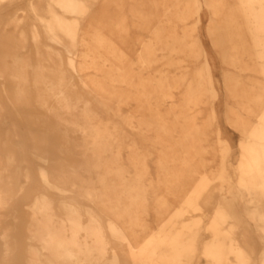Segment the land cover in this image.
Segmentation results:
<instances>
[{"label":"rangeland","instance_id":"rangeland-1","mask_svg":"<svg viewBox=\"0 0 264 264\" xmlns=\"http://www.w3.org/2000/svg\"><path fill=\"white\" fill-rule=\"evenodd\" d=\"M5 1L0 0V157L12 152L11 177H18L25 161L31 178L3 211L7 217L0 224V237L9 229L16 245L9 264H28L29 245L41 247V242L30 241L29 231L30 207L38 195L53 201L58 222L65 219L60 209L63 202L79 208L84 227L89 215L98 220L108 243L101 264H109L113 253L119 264H134L131 246L139 253L162 227L174 230L198 220L200 225L193 226L197 251L182 264L212 263L203 247L212 239L208 228L213 220L228 234L226 242L246 253L248 264H262L264 222L259 214H264V188L243 191L238 185L241 143H254L260 149L264 145V140H254L244 130L263 124L259 116L264 102L254 100L259 96L264 101V73L253 29L234 28L242 30L246 40L237 50L230 48L237 44L214 45L208 35L214 18L207 0H197V9L194 0ZM188 3L192 9L188 19H183L181 13ZM226 3L236 11V0ZM50 14L68 31L54 25L57 41L45 34L44 21ZM239 22H244L242 17ZM33 26L42 49L33 41ZM183 39L190 50L181 45ZM95 47H101L99 52ZM113 52L118 61L112 58ZM226 52L234 58L224 60ZM69 59L74 60L75 71ZM199 73L203 85L191 97L189 85ZM193 128L198 131L196 139L186 141ZM12 129L16 137L3 144ZM40 170L48 174L50 184ZM200 182L194 195L199 210L193 211L184 201ZM181 209L183 214L174 217ZM110 223L121 228L126 238L114 237ZM85 237L82 232L81 240ZM41 253L48 254L43 246ZM230 259L235 260L234 256Z\"/></svg>","mask_w":264,"mask_h":264},{"label":"bare ground","instance_id":"bare-ground-1","mask_svg":"<svg viewBox=\"0 0 264 264\" xmlns=\"http://www.w3.org/2000/svg\"><path fill=\"white\" fill-rule=\"evenodd\" d=\"M236 1L238 2L237 6H236L237 7L236 11H235V8H233L232 6H230V7L228 6V4L226 3V0H207L206 1L208 7L211 8L213 18H214L211 27L208 28L209 29L208 35H210L212 37V40H213L212 42L214 43V45H223V46L228 45V47H229L230 45L237 44L234 47H230L233 50H235V49L237 50L238 49L237 46L239 45V43H245L246 40L243 36L244 32L240 29L234 30V28L235 27L239 28V27L244 25L246 28H248V31L253 29V31L255 33V38H254L255 43H256L255 46L257 48V51H259L257 56L259 59L262 60L261 66L263 68V73H264V0H236ZM193 2H195L194 8L197 9L199 7L198 1L194 0ZM65 4L67 5L68 8L72 7L71 3L67 2V1H65ZM176 5H178V4H176ZM31 8L34 12L37 11L36 7L32 6ZM226 8L229 9L228 10L229 14L224 15L223 12L225 11ZM191 9L192 8H191V5H189V3L186 6L184 5L183 11L181 13V17L183 19H188ZM240 11L243 13L242 16L240 15ZM236 12H239L240 16L236 15L235 14ZM50 15H51L50 18H48L47 20L44 21L45 34L47 35L49 40L57 41L56 33L54 30V25H58V28L61 27L60 28L61 30L63 29V27H62L60 21L54 15H52V14H50ZM221 17L223 19L220 20L221 21L220 23H218V21H219V19H221ZM240 17L243 18V21H244L243 23L239 22ZM33 30H34L33 41L36 42V44L38 46L39 45L41 46L42 42L40 41L39 32L36 30V28L34 26H33ZM63 30L66 32V34L68 33L66 28ZM174 37H175V39H177L176 36H174ZM186 37H189V36H186ZM235 37H236V39H235ZM95 39H97V38H94V40ZM171 40H173V39L171 38ZM184 40L185 39H183V41L180 42L181 45L184 44V45H182L183 47L187 45V42H185ZM98 41H101V39L98 38ZM171 42H173V41H171ZM107 43H109V42H107ZM176 43H178V40L176 41ZM176 43H174V44H176ZM93 45H95V44H93ZM101 45H103V47H104V44L101 43ZM101 45H99V46H101ZM108 45H107V48H108ZM187 46H189V45H187ZM187 46L185 48L189 49V47H187ZM43 47L45 48L47 54L49 56L51 55L53 57L54 53L50 49H48L47 46H43ZM101 47H95V48L99 52L98 49ZM219 47H218V49H219ZM40 48L42 49V46ZM171 48H173V47H171ZM178 48L181 49V47H178ZM195 49H197V48H195ZM229 49L227 51H229ZM147 50H149V49H147ZM173 50L175 51L176 49L173 48ZM182 50H183V48H182ZM186 51H188V50H186ZM239 51H241V50H239ZM115 53L113 52V55ZM170 53H171V49H170ZM184 53H182V54H184ZM44 54H46V53H44ZM186 54H184V55H186ZM38 55H40V53ZM115 55L114 56L111 55L113 59L114 58L117 59L115 57ZM212 55H213V53H212ZM55 56L57 57V55H55ZM233 58H234V55L229 53V52H226L224 54V60H230ZM55 60L56 59L54 58L53 61H55ZM142 60L144 62H147L143 58H142ZM116 61H118V59ZM217 63H218V61H217ZM56 64H58V63H56ZM69 65L75 71V64H74L73 59H69ZM45 68H46V66H45ZM62 68L63 67H60V69H62ZM47 69L49 70V67H47ZM206 69H207L208 77H209V79H211V74L209 71L208 64L206 65ZM60 72L61 71H59V73ZM62 74H63V72H62ZM62 74H61V76L65 77L66 74L65 75L64 74L62 75ZM227 74H225V75H227ZM45 75L46 74H44V76ZM47 75H48V73H47ZM57 75H59V74H57ZM197 76H198V78L196 79V81L194 80V84L191 83L189 85L188 94L191 97H194V95H197V93H199L198 91H200V89L203 85L202 84L203 83L202 82L203 81L202 73H199ZM51 78H53V77H51ZM54 78H56V76ZM61 78H63V77H61ZM68 78H69V76H68ZM163 79H161V80H163ZM58 80H59V77H58L57 81ZM231 80L232 79H230V81ZM44 81H46V82L50 81V83H51V79H49V78H45ZM62 81H64V80H62ZM62 81H61V85H62ZM67 82H69V81H67ZM59 83H60V81L57 84H59ZM158 83H160V82H158ZM93 84H94V82H93ZM166 84L168 86V83H166ZM88 85L91 86L90 84H88ZM140 85L142 86V84H140ZM163 85H165V83ZM60 87L61 86H59V88ZM15 88H16V86H15ZM63 88H65V87H63ZM98 88L100 89L101 87H98ZM87 89H85V90H87ZM17 90H18V87H17ZM94 90H97V89H94ZM62 91H64V89ZM93 92H95V91H93ZM99 92H101V91H99ZM239 93H241V90ZM251 93L252 92H250V95H251ZM20 94H21V92H20ZM242 94H244V93L242 92ZM92 95H96V94H92ZM143 95L146 97V93L145 94L143 93ZM144 96H143V98H144ZM254 98H255L254 100H256L257 103L262 104L264 102L263 99L260 98L259 96H255ZM66 100H67V98H66ZM185 100H187V99H185ZM249 100H251V99H249ZM17 101H19V99ZM194 101H195V99H194ZM61 103L63 104V102H61ZM57 105H58V103H57ZM143 105H145V104H143ZM183 105H185V104H183ZM64 106H62V107H64ZM28 108H29V106H28ZM68 108L70 109V107H68ZM2 110H3V106L0 102V115L2 113ZM29 111L31 112V110H29ZM61 111H63V110H61ZM65 111L67 112V110H65ZM30 112L27 115H29L31 117L32 115H30ZM28 119L30 120L29 117H28ZM69 119H71V118H69ZM71 120H73V119H71ZM259 120H261L263 122V124H257L256 123L254 126H251L249 128L245 127V129H244L245 133L250 138H252L254 140H264V108L261 111V114L259 116ZM186 121H188V120H186ZM191 121L193 122V119ZM30 122H32V119H31V121H29V123ZM33 122H35V121H33ZM192 122H191V124H192ZM189 123H190V121H189ZM191 124H190V127H191ZM193 127H194V125H193ZM183 128H185V127H183ZM79 129H81V128H79ZM195 129H196V127H195ZM195 129L193 128V130L189 131L186 134V136H185L186 141L196 139V135L198 134L197 133L198 131H196ZM99 133L96 134L97 135V137L95 136L96 138H98L100 136ZM39 135H40V133H39ZM11 137H16V132L14 129H12L11 131H9L7 133V136L4 138L3 144H7ZM100 138H102V136ZM36 139L38 140L39 138L36 137ZM93 142H96V140ZM185 143L186 142H183V144H185ZM79 144H80V142H79ZM90 145H92V144H90ZM100 146L101 145H99V147ZM91 147H93V146H91ZM89 148H90V146H89ZM95 149H96V146H95ZM241 149H242V159H241V162L239 164V169L241 172V176H240L239 181H238L239 187L243 191L249 190L250 187H252V188H254V187L264 188V145L260 149L254 143L248 144L247 142H243V143H241ZM21 150H23V149L21 148ZM102 154H103V152H102ZM96 157H98V156H96ZM13 163H14V154L12 152H8L5 158L0 157V224L2 223V220L5 217H7L6 214L3 213V211H4V209L7 208L8 204H9V200L10 199H16V197L18 196L17 194L23 188H25L24 185L29 184L31 181L30 170H29L28 165L26 164L25 161L22 162L21 168L19 169L18 177L12 178L10 175V172H9V170H10L9 168L13 165ZM72 171H74V170H72ZM65 173H67V172H65ZM40 175L47 184H50L48 177H47L48 174H46L45 170H40ZM200 184H202V182H200L198 184L196 189L190 195H188L184 201V205L192 208L193 211L199 210V206L196 203L194 195L198 194L199 188L201 187ZM157 201H158V198H157ZM60 209H61V212L66 217V220H61L58 222V219H56V214H55V211L53 208V201L50 198H48L47 196H41L40 198L36 199V201L32 205V207H31L32 222L29 226V231L31 234L30 241L41 242L43 249L45 251H47L48 254H42L41 252H38L32 246H30L28 248L27 263L28 264H101L104 261L105 255L107 254V248H108V243L104 239L101 224H99L98 220L93 215H89V218H90L89 226L83 227L81 224L80 211L75 205L63 202L60 204ZM182 214H183V209L177 211L174 214V217H179ZM259 215H260L259 220L264 222V214H259ZM13 217L15 219H17L16 215H14ZM198 225H200L199 220L198 221H192L190 223H186L181 228L174 229V230L172 228H170V230H165L162 227L156 234L150 236V238L142 245V247L140 249L141 251H139V253L136 252L135 249L131 246V256L134 260V264H182L184 262V259L191 260L193 258L194 253L197 251V232L193 231V226H198ZM219 226H220L219 223L215 220H213L211 225L209 226L208 229L212 233V239H211V241L206 243L203 247L204 256L211 259V262H212L211 264H248V258H247L246 253L241 249L235 248V246L232 243H227L225 239L228 237V234L222 232L220 230ZM109 229H110L111 234L114 237L120 238V239L126 238L125 232L121 228H119L117 225H115L114 223H110ZM263 231H264V227H263ZM10 232H9V229H6L1 234V237H0L1 243H2V257L0 260V264H9V263H11V261L13 262L12 259L14 258V251L16 249L15 248L16 245H15V243H13L10 240ZM82 232L85 233L86 237L82 241H80L79 236L81 235ZM90 241L92 243H89ZM231 256H234V258H235L234 262H230ZM109 264H119L118 258H117L115 253H113V258ZM262 264H264V261Z\"/></svg>","mask_w":264,"mask_h":264},{"label":"crops","instance_id":"crops-1","mask_svg":"<svg viewBox=\"0 0 264 264\" xmlns=\"http://www.w3.org/2000/svg\"><path fill=\"white\" fill-rule=\"evenodd\" d=\"M41 196H45V195H38V196H36L35 199H34V201H33V204H34V202L36 201V199L40 198ZM48 198H49V197H48ZM33 204H32V205H33ZM69 204H70V203H69ZM32 205H31V207H32ZM72 205H73V204H72ZM31 207H30V208H31ZM53 208H54V207H53ZM77 208H78V207H77ZM78 209H79V208H78ZM79 211H80V210H79ZM88 213H89V212H88ZM55 214H56V213H55ZM80 215H81V217H82L81 211H80ZM31 216H32V214H31ZM65 219H66V217H65ZM65 219H61V220H65ZM89 223H90V222H89ZM81 224H82V222H81ZM82 226H83V225H82ZM87 226H89V224H88ZM87 226H85V227H87ZM83 227H84V226H83ZM84 234H85V233H84ZM103 235H104V234H103ZM104 239H105V236H104ZM79 240L82 241L81 238H80V236H79ZM105 240H106V239H105ZM106 242H107V240H106ZM39 243H40V242H39ZM89 243H92V242L90 241ZM30 246H32V247H33L35 250H37L38 252H42V245H41L40 249L37 248V247H35V246H33V245H29V247H30ZM29 247H28V248H29ZM27 256H28V251H27Z\"/></svg>","mask_w":264,"mask_h":264}]
</instances>
